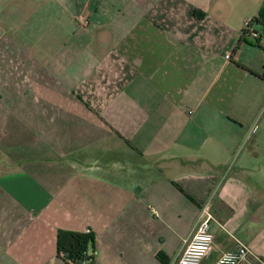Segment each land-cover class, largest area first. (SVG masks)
<instances>
[{"label": "crops", "instance_id": "0c3cea01", "mask_svg": "<svg viewBox=\"0 0 264 264\" xmlns=\"http://www.w3.org/2000/svg\"><path fill=\"white\" fill-rule=\"evenodd\" d=\"M16 1L0 11V264H68L59 232L87 230L94 264H176L204 208L201 264L241 247L264 262V51L241 42L264 0Z\"/></svg>", "mask_w": 264, "mask_h": 264}, {"label": "built area", "instance_id": "2783aa9c", "mask_svg": "<svg viewBox=\"0 0 264 264\" xmlns=\"http://www.w3.org/2000/svg\"><path fill=\"white\" fill-rule=\"evenodd\" d=\"M79 23L82 26L88 24L86 17L80 16L78 18ZM249 38H260L263 36V31H257L255 28H247ZM245 54V53H244ZM232 55H226L227 60H231ZM212 215L206 208L202 211V220L197 227V230L190 241L187 242L185 249L180 257L177 259L176 264H201L206 258L212 246L214 244V237L210 232V223ZM85 234H91L90 230H87ZM249 256V250L246 247H241L237 252H228L223 254L214 264H240L243 261H247ZM69 264H76V262L69 261ZM89 261H82L78 264H89ZM260 264L264 262L260 261Z\"/></svg>", "mask_w": 264, "mask_h": 264}, {"label": "trees", "instance_id": "16d2710c", "mask_svg": "<svg viewBox=\"0 0 264 264\" xmlns=\"http://www.w3.org/2000/svg\"><path fill=\"white\" fill-rule=\"evenodd\" d=\"M256 27L263 29V36L254 39L256 41L254 46L264 51V11L260 12L249 26V28ZM248 34V31L244 33L241 42H247ZM93 240V237L89 234L61 231L59 232L57 241L58 255L67 262L72 261L78 264L86 260L90 262L89 264H94V260L87 254L88 245L93 242Z\"/></svg>", "mask_w": 264, "mask_h": 264}, {"label": "rangeland", "instance_id": "374dc122", "mask_svg": "<svg viewBox=\"0 0 264 264\" xmlns=\"http://www.w3.org/2000/svg\"><path fill=\"white\" fill-rule=\"evenodd\" d=\"M48 1L49 0H46L43 4L46 6V9H51L49 12H52L54 9H56L57 7L62 5V3H60L58 0H54V2H52V0H51V2H48ZM51 4H53L54 7H52ZM48 5H49V7H47ZM21 6H23V8H24V3H21V1H16V0L0 1V11H5V9H7V8L10 11H11V9H13V11H16V10L21 9ZM28 10H30V14L33 12L31 4L28 7ZM13 22H14V27H16V26L19 27L20 26L19 20H18V18L15 15L13 17ZM33 38L34 37L30 36V39H33ZM31 44H32L31 49H29L28 52L24 51L22 53V57L23 56H27V57H29V61H30L31 60L30 56H33L35 58V61H38L37 58L33 55V53L36 54V51H37L36 44H33V43H31ZM32 48H34V49H32ZM1 51H3V50L0 47V53H2ZM17 52L20 53V50L16 51V53ZM52 54H53V51H46L45 57L47 59L51 60Z\"/></svg>", "mask_w": 264, "mask_h": 264}]
</instances>
